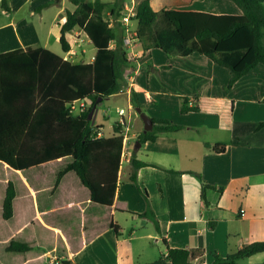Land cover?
Wrapping results in <instances>:
<instances>
[{"label": "crops", "instance_id": "0c3cea01", "mask_svg": "<svg viewBox=\"0 0 264 264\" xmlns=\"http://www.w3.org/2000/svg\"><path fill=\"white\" fill-rule=\"evenodd\" d=\"M7 1L11 12L0 17V54L31 47L49 50L74 64L94 61L96 50L87 59V46L93 45L80 30L67 35L69 53L64 54L61 47L60 53L56 51L61 27L66 22L65 11L70 8L68 0ZM140 1L132 0L136 6ZM259 1L264 6V0ZM124 3L125 8L131 5ZM151 6L156 12L175 9L213 15L242 14L230 0H151ZM112 8L107 16L113 27L118 25V35L125 39L124 26L121 19L111 16ZM131 27L136 30L137 21L132 20ZM127 53L130 60L124 75L127 86L121 94L105 101L125 97L130 110L113 121L102 112V120L110 123L105 125L98 122L101 107L95 121L96 126L102 127L97 138L113 137L114 124L122 119L128 122L129 133L134 130L132 135L128 134L129 141L122 152L111 213L122 235L117 236L113 229L104 231L72 256V263L164 264L167 242L173 249H204L203 264H212L215 254L226 257L249 244L264 241V129L257 131L264 122V66L251 70L230 89L232 71L203 55L169 56L156 49L144 52L138 44L133 52L127 48ZM132 91L137 93L143 112L151 119H166L183 129L160 134L155 141H147L136 150L137 138L144 133L145 124L132 105ZM182 98L200 111L182 114ZM118 109L124 108L117 106L116 112ZM207 144L226 148L224 152H216ZM24 155L35 161L48 154L33 149ZM133 156L147 164L138 171V184L130 179ZM54 164L55 161H45L23 171L14 170V174L10 167L0 166V205L9 181H14L17 188L16 219L7 221L8 227L33 214L42 220L39 193L45 194L41 210L46 213L52 210L53 196L47 192L55 186ZM201 180L214 188L207 191L205 203ZM139 188L148 193L161 233L152 222L135 215L147 208ZM81 194L89 205L90 192L82 189ZM70 197L67 191L62 199ZM125 215L122 224L118 216ZM9 231L0 230V238ZM25 235V240L36 237L35 232ZM239 264H264V253Z\"/></svg>", "mask_w": 264, "mask_h": 264}, {"label": "trees", "instance_id": "16d2710c", "mask_svg": "<svg viewBox=\"0 0 264 264\" xmlns=\"http://www.w3.org/2000/svg\"><path fill=\"white\" fill-rule=\"evenodd\" d=\"M68 1L70 8H66V22L60 30L62 52L67 54L71 50L67 35L80 30L96 50L92 63L74 64L42 48L0 54V166L10 167L14 174V170L23 171L31 165L55 161V186L47 192L53 196V208L50 207L52 210L48 213L41 210L45 194L38 195L42 220L33 214L27 220L7 226V221L16 219L17 197L15 183L9 181L0 205V230L10 231L0 238V264H73L71 257L104 231L113 229L117 236L122 235L111 213L126 124L116 122L111 138H97L102 127L96 125L87 132L92 123L89 113L99 103V98L104 103L121 94L127 86L124 76L130 65L127 48L124 39L104 16L106 8L113 6L111 16L122 19L126 14L125 3L124 0L114 3ZM230 1L241 10V15L175 9L156 12L151 0H142L132 19L137 21L133 41L144 52L156 49L169 56L203 55L232 71L231 89L251 70L264 66V6L259 0ZM10 12L8 1L3 0L0 17ZM79 100L90 101V106L81 114L73 115L69 105ZM131 102L134 108H144L135 91L131 92ZM180 111L187 114L200 109L182 98ZM152 120L153 130L140 133L137 138L140 145L155 141L160 134L183 129L166 119ZM261 129L264 122L258 125L257 131ZM207 147L216 152H224L226 148L210 144ZM33 149L48 155L31 161L24 154ZM131 166L130 179L138 184V171L147 164L133 156ZM202 183L201 197L205 203L207 191L214 188ZM82 189L90 192L89 205L84 201ZM139 190L147 208L144 213L135 215L152 222L161 233L148 193ZM67 191L71 197L63 201L62 196ZM31 232H35L36 237L25 240V234ZM166 247L164 264H195V260L203 264L205 261L204 249H173L167 242ZM259 253H264V241L249 244L226 257L215 254L212 264H239Z\"/></svg>", "mask_w": 264, "mask_h": 264}, {"label": "built area", "instance_id": "2783aa9c", "mask_svg": "<svg viewBox=\"0 0 264 264\" xmlns=\"http://www.w3.org/2000/svg\"><path fill=\"white\" fill-rule=\"evenodd\" d=\"M126 10V14L123 16V18L121 19V22L124 26V30H125V39H124V44L125 47L128 48L130 51L133 52L134 50V46L136 45L135 42L133 41V39L136 36V30H132L131 28V22L132 19L135 17V11H136V2H132L131 5L127 8H125ZM90 106V101L88 100H79V101H75L72 104L69 105L70 108V112L73 115H78L81 114L82 112L86 111ZM88 107V108H87ZM118 114L120 116H126L127 113L124 109H118L117 110ZM122 122H124L126 124V132L123 135V150L126 148V145L129 141V124L128 122H126L124 119H122ZM100 136V133L98 135V137Z\"/></svg>", "mask_w": 264, "mask_h": 264}, {"label": "rangeland", "instance_id": "374dc122", "mask_svg": "<svg viewBox=\"0 0 264 264\" xmlns=\"http://www.w3.org/2000/svg\"><path fill=\"white\" fill-rule=\"evenodd\" d=\"M103 1H105L106 3H110L112 0H103ZM124 1L126 3H128V5H130L131 2H132V0H124ZM109 11H110V7L106 8L105 14H104V16L106 17V19H109V17L107 16ZM114 26H115L116 33L119 34L120 33V30L118 28V25L117 24H114ZM133 27H136V23H135V25L133 24ZM133 30H134V28H133ZM82 44H84V42H82ZM60 47H61V45H57V50L56 51L59 52V53H60ZM87 50L89 51V53L86 55V57H87V59H89L94 54L95 48L93 46L90 47V48L87 46ZM117 106H120V107L124 108L126 110L127 114H128V112H129L130 109L128 107L126 98L125 97L113 98L110 101H104L103 106L101 108V114H100V118H99V121L98 122L99 123H104L105 125H110V123H107L106 121H103L102 120V112H104L107 117H110V119L112 121L115 120V119H118L119 118V116H118L119 114L116 112V107ZM133 133H134V130H132V132H130L128 134L129 135H132ZM125 218H126V215L125 216H118V221H120L123 224Z\"/></svg>", "mask_w": 264, "mask_h": 264}, {"label": "water", "instance_id": "95a60500", "mask_svg": "<svg viewBox=\"0 0 264 264\" xmlns=\"http://www.w3.org/2000/svg\"><path fill=\"white\" fill-rule=\"evenodd\" d=\"M98 102H99V103H98L97 105H95V106L93 107L92 111L89 113L88 118H89V120L92 121V123H91V128L88 130L87 134L91 131L92 127L95 125L96 115L98 114V111L100 110V108H101L102 105H103V103H102V102H103L102 98H99ZM135 111H136V113L140 116V118L143 120V122H144V124H145V130H144V133H148L149 131H152L153 128H154L153 120H152L148 115H146V114L143 112L142 108H140V107H136V108H135ZM140 146H141L140 143H137L135 149L138 150V149L140 148Z\"/></svg>", "mask_w": 264, "mask_h": 264}]
</instances>
